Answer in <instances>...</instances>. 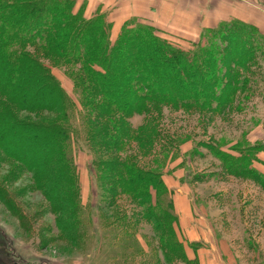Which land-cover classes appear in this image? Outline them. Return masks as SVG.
Returning a JSON list of instances; mask_svg holds the SVG:
<instances>
[{
    "label": "trees",
    "instance_id": "16d2710c",
    "mask_svg": "<svg viewBox=\"0 0 264 264\" xmlns=\"http://www.w3.org/2000/svg\"><path fill=\"white\" fill-rule=\"evenodd\" d=\"M130 24L112 43L109 19L103 13L86 17L75 10V0H0V93L7 106L0 108V151L33 172L34 187L55 212L63 211L58 227L70 239L75 230L78 237L89 234L81 220L88 213L81 203L75 150L84 145L90 155L116 154L111 163L93 158L98 187L106 197L127 194L146 205L144 214L161 229L165 252L186 260L171 227L177 216L161 171L183 134L164 135L161 108L215 114L238 96L253 95L264 83V34L233 18L207 29L195 49L185 51L149 25ZM34 52L72 67L77 100ZM14 110L54 117L26 121ZM141 114L152 120L133 128L130 119ZM132 143L151 157L144 165ZM234 150L239 156L223 154L227 170L264 186V175L252 167L261 145Z\"/></svg>",
    "mask_w": 264,
    "mask_h": 264
},
{
    "label": "rangeland",
    "instance_id": "374dc122",
    "mask_svg": "<svg viewBox=\"0 0 264 264\" xmlns=\"http://www.w3.org/2000/svg\"><path fill=\"white\" fill-rule=\"evenodd\" d=\"M152 1L156 12L154 5H149L151 9L143 11L144 16L125 20L118 33L113 32V21L103 13L112 23V43L130 23L153 27L156 35L185 51L195 49L207 29L233 18L254 24L264 34V0ZM76 11L85 14L84 4ZM202 11L207 16L204 22L211 26L201 29ZM32 55L49 67L63 89L77 100L72 67L61 65L46 52ZM5 107L0 93V108ZM14 112L26 121L54 117L46 111ZM161 113L164 135L183 134L177 151L161 171L178 218L171 227L186 260L165 252L159 240L161 229L156 227V220L144 214L146 205L143 208L127 194L106 197L98 187L93 158L111 163L116 154L90 155L80 145L74 158L81 203L88 213L81 220L89 234L78 237L75 230V239L60 234L58 216L64 213L55 212L50 199L34 187L33 172L13 159H5L0 151V264H264V186L258 179L228 171L223 160L228 154L239 156L235 147L260 144L262 150L252 167L264 175L263 81L253 95L238 96L223 112L201 114L165 106ZM152 116L156 118V113ZM151 120L144 114L130 119L133 128ZM131 148L141 165L150 160L134 143ZM178 199L185 204L186 213L176 207Z\"/></svg>",
    "mask_w": 264,
    "mask_h": 264
},
{
    "label": "crops",
    "instance_id": "0c3cea01",
    "mask_svg": "<svg viewBox=\"0 0 264 264\" xmlns=\"http://www.w3.org/2000/svg\"><path fill=\"white\" fill-rule=\"evenodd\" d=\"M75 1H76V10L79 9V7L82 4H84V7L86 9V13H85L86 17H91L95 15L96 13H104L108 17H110L111 20L113 21V25H114L113 32L114 33L119 32L121 26L125 24L124 23L125 20H130L132 17L138 16V15L144 16L143 14L146 12V10L149 11L151 9L150 6L154 5V2L152 0H121L122 3L120 5H119L120 0H75ZM219 5L220 6L218 7H224V5H221V4ZM116 9L118 10V12ZM154 9H156V5L153 6V10ZM154 12H156V10H154ZM201 14L203 16V19H202L203 22L200 26L202 29L203 27L204 28L208 27L210 23L204 22L207 19L206 13L202 11ZM153 16L154 18L158 19V14L153 13ZM244 20H247V19H244ZM182 202L183 201L181 199H178V202L176 203V207L178 206V209L181 210V213L183 214V213H186V210H185V204L184 203L182 204Z\"/></svg>",
    "mask_w": 264,
    "mask_h": 264
}]
</instances>
